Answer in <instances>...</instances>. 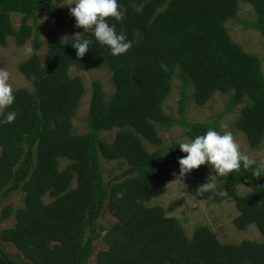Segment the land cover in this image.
I'll return each mask as SVG.
<instances>
[{
	"label": "trees",
	"instance_id": "16d2710c",
	"mask_svg": "<svg viewBox=\"0 0 264 264\" xmlns=\"http://www.w3.org/2000/svg\"><path fill=\"white\" fill-rule=\"evenodd\" d=\"M64 1L0 0L2 47L12 37L18 46L31 41L33 50L41 48L40 14L57 27L47 31L45 62L35 54L19 65L31 88L15 89L13 105L0 114L17 113L14 122L0 125V197L23 193L22 205L9 203L0 212V223L14 218L0 241L30 264H86L94 254V264H264V176H253L252 169L225 176L217 193H190L214 204L231 198L235 228L255 225L259 241L222 242L203 224L189 235L163 206L146 204L167 192L166 181L180 172L178 158L187 155L177 141L164 147L159 128L181 125L191 141L209 128L222 132L221 119L241 105L234 126L251 149L261 147L263 60L232 38L227 23L238 20L241 2L249 3L255 12L250 24L264 40V0H118L126 17L106 19L132 47L113 56L82 31L80 38L93 41L83 57L71 43L61 44ZM13 13L21 15L18 26ZM85 65L107 68L114 90L107 98L102 80H92L86 129L79 132L73 121L85 85L69 69ZM174 79L180 80L178 116L163 109ZM216 92L227 95L222 110L210 121H188V101L203 107ZM102 131H115L113 139H104ZM103 161L114 162L107 174ZM202 175L200 166L183 177L194 182ZM245 182L248 189L240 194ZM105 211L115 218L108 227L98 221ZM101 238L107 247L95 253ZM0 264L19 263L7 257Z\"/></svg>",
	"mask_w": 264,
	"mask_h": 264
},
{
	"label": "rangeland",
	"instance_id": "374dc122",
	"mask_svg": "<svg viewBox=\"0 0 264 264\" xmlns=\"http://www.w3.org/2000/svg\"><path fill=\"white\" fill-rule=\"evenodd\" d=\"M70 0H66L62 3L63 8L67 12V22L58 29L59 37L64 35L75 36V34L80 37L83 28H77L75 26V18L70 14L69 3ZM241 6L238 12V20H233L227 23V28L229 29L231 36L238 43H240L247 51L254 52L258 54L262 60V69L264 71V40L260 33L252 28L250 22L255 18V12L249 3L241 2ZM64 4V5H63ZM74 7L75 5H71ZM21 15L18 13H13L11 16L12 22L15 26H18L20 22ZM50 28L57 27L55 23L45 15L39 16L38 19V31L42 36L43 46L38 50H33L31 47V41H27L23 46H18L12 37H9L6 46H0V68L7 69L10 73L9 83L12 85L13 89L26 87L31 88L30 82L25 78V76L19 70V65L30 58L31 56L37 54L40 57L42 63L46 60V43H47V31ZM69 74L71 76L79 75L82 77L83 83L85 85V93L80 99L79 108L77 115L74 118L75 129L79 132H83L86 129L85 119L88 113V107L91 99V82L94 78H99L103 82L104 91L106 97L108 98L112 91L114 90V85L110 80V71L105 67H95V66H81L77 68L75 66L69 69ZM180 80L174 79L172 83V90L167 99L164 101L163 109L166 113H171L174 116H178V100L180 97L179 92ZM227 100V95L216 92L214 96L203 106L196 107L191 101H188V108L186 113V118L188 121H210L212 118L222 110ZM241 105L235 107L234 112L226 114L221 119L222 132L230 131L232 132L235 141L240 145V149L248 154L250 157L258 160L261 168H264V140L259 149H251L248 146L245 135L236 130L234 126L235 116L239 112ZM1 114V112H0ZM185 128L181 125L175 124L168 130L159 128V134L163 138V146H168L173 141L190 142L188 137L184 134ZM115 131H102L101 136L111 141L114 137ZM149 150H154V146L146 144ZM114 162H105L103 165L106 168V174L113 167ZM64 165V162L61 163ZM203 170L202 177L197 181H188L180 172L177 170L174 176L166 181L167 192L157 198L146 201L147 205H161L166 210L167 216L177 217L185 226L187 233L190 235L192 230L198 225H207L214 232H216L218 239L222 242H232L239 243L244 239H251L259 241L262 239L259 231L256 229L255 225H250L245 230H238L233 224V218L238 214L235 208L234 201L231 198L224 199L220 203H210L206 200L197 199L192 193L191 189L199 188L206 182L212 180L214 183L218 184L225 176H219L215 173L209 165H201ZM119 171V170H118ZM248 189V184H244L238 187L240 194H243ZM22 192H16L11 194L8 198L0 197V212L6 204H12V207L22 205ZM50 198L45 196L44 200L48 201ZM101 224L108 227L115 218L110 214V212L105 211L103 217L98 220ZM14 223L13 216L8 220L0 223V232L3 228L11 226ZM95 253L101 248H106L107 244L101 238L94 242ZM0 247L2 248L3 254L10 258L13 262L19 264H30L21 253L10 243L3 244L0 241ZM95 254L91 256L86 264H94Z\"/></svg>",
	"mask_w": 264,
	"mask_h": 264
},
{
	"label": "clouds",
	"instance_id": "9594fccd",
	"mask_svg": "<svg viewBox=\"0 0 264 264\" xmlns=\"http://www.w3.org/2000/svg\"><path fill=\"white\" fill-rule=\"evenodd\" d=\"M73 4L74 7L71 6ZM66 5L70 6V14L76 21L75 26L83 28V33L93 36L99 45L108 47L111 55H122L132 47V41L127 39L126 33L117 32L116 25H110L106 19L111 17L120 22L126 17L127 9L119 4L118 0H70ZM69 43L76 50V56L83 57L92 48L93 41L80 38L76 34L74 37L67 34L61 37L62 45ZM160 66L164 71L168 70L166 64L161 63ZM10 76L11 73L7 69L0 68V112L10 108L15 101L14 89L9 83ZM16 116L15 111L6 112L3 119H0V125L11 124ZM178 145L180 150L187 154L178 158L181 176L205 164L219 176H227L241 167L252 169V175L255 177L264 176V168L258 165L256 159L240 149L230 131L218 132L209 128L205 134L197 135L190 142H181ZM198 190L201 194L217 193V185L210 180ZM123 195V192H118L116 197L122 199Z\"/></svg>",
	"mask_w": 264,
	"mask_h": 264
},
{
	"label": "flooded vegetation",
	"instance_id": "af4514ba",
	"mask_svg": "<svg viewBox=\"0 0 264 264\" xmlns=\"http://www.w3.org/2000/svg\"><path fill=\"white\" fill-rule=\"evenodd\" d=\"M1 255H2V259H0V263L2 262V261H4V258L6 259L7 258V256L5 255V254H3V252L1 251ZM11 263V262H10Z\"/></svg>",
	"mask_w": 264,
	"mask_h": 264
}]
</instances>
